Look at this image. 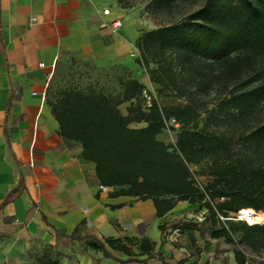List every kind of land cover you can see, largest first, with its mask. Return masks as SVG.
I'll return each mask as SVG.
<instances>
[{
	"label": "trees",
	"instance_id": "trees-1",
	"mask_svg": "<svg viewBox=\"0 0 264 264\" xmlns=\"http://www.w3.org/2000/svg\"><path fill=\"white\" fill-rule=\"evenodd\" d=\"M149 1L154 12L180 17L141 32L135 62L152 65L149 82L157 93L183 104L153 99L145 108L144 84L125 66L131 76L121 80L118 97L67 88L53 100L45 92L46 104L59 135L79 143L82 160L93 163L99 185L114 188L110 197L150 200L155 218L178 202L203 206L211 237L232 246L235 264H250L246 251L264 254V223L234 221L229 214H264V0H202L179 13L189 0ZM124 102L126 114L119 109ZM171 117L179 124L173 145L158 139ZM191 169L204 177L203 191ZM183 224L157 228L177 232ZM104 245L124 254L125 262L143 255L162 259L147 237H106L85 248L109 257ZM56 256L40 264H61Z\"/></svg>",
	"mask_w": 264,
	"mask_h": 264
},
{
	"label": "crops",
	"instance_id": "crops-1",
	"mask_svg": "<svg viewBox=\"0 0 264 264\" xmlns=\"http://www.w3.org/2000/svg\"><path fill=\"white\" fill-rule=\"evenodd\" d=\"M110 1L0 0V229L39 238L61 264L152 259L143 255L125 262L124 254L106 245L109 257L85 245L124 236L147 237L156 244L162 220L196 206L178 202L155 218L150 200L110 197L114 188L99 185L93 163L81 158L80 144L59 135L49 106L40 99L47 75L63 54L120 63L146 85L139 67L123 56L136 37L103 26L117 18L112 10L106 16L101 12ZM128 105L119 106L122 114Z\"/></svg>",
	"mask_w": 264,
	"mask_h": 264
},
{
	"label": "rangeland",
	"instance_id": "rangeland-1",
	"mask_svg": "<svg viewBox=\"0 0 264 264\" xmlns=\"http://www.w3.org/2000/svg\"><path fill=\"white\" fill-rule=\"evenodd\" d=\"M201 1L189 0L185 6L177 8L174 13L182 12V9H184L183 11L192 10ZM149 2V0L110 1L108 8L117 13L116 17L120 18L122 27L119 30H113L109 24L108 27L114 33L131 39L139 36L141 32L171 23L180 17V14L170 16L165 13H156L149 7ZM131 49L132 47H129L123 56L137 65L135 58L130 56ZM134 49L136 50L135 46ZM137 66L141 75L146 77L144 89L148 94L154 95L159 105L183 104L180 99L158 94L156 86L147 82L152 65ZM127 76H131V73L125 71L120 63L98 62L92 59H82L72 54H63L59 56L53 67L45 92L47 99L51 100L56 97L59 91L67 88L82 91L92 89L102 94L118 97L122 90L121 80L126 79ZM174 135L172 130L165 129L160 138L164 143L173 145ZM229 215L234 221H246L240 217L242 214L231 213ZM205 216V208L196 205L192 211H183L173 219L165 218L160 223L170 225L182 222L184 224L179 227L177 232L167 228L163 234L158 236L156 248L161 252L162 259L157 257L147 261L138 259L130 264H178L179 262L180 264H235L232 246L225 243L223 238L213 239L211 237V223L207 218L204 219ZM259 217V220L253 223H264V214ZM192 224L196 225L195 228L187 229L184 226ZM53 253L51 247L48 248L47 244L42 243L39 238L31 237L16 228L0 229V264H40L44 259L53 256ZM245 257L250 264H264V254L259 255L246 251Z\"/></svg>",
	"mask_w": 264,
	"mask_h": 264
},
{
	"label": "built area",
	"instance_id": "built-area-1",
	"mask_svg": "<svg viewBox=\"0 0 264 264\" xmlns=\"http://www.w3.org/2000/svg\"><path fill=\"white\" fill-rule=\"evenodd\" d=\"M101 12H102L103 15L106 16V15H109L110 14V9L108 7L107 8H103ZM31 20L34 21L35 19L32 18ZM108 24L110 25V27L113 30H118V29H120L122 27V22H121L120 18H115V19H113L110 22H104L103 26H106ZM136 50L134 49V47H132L131 52H130V56L133 57V58H135V60L138 59V57H139L138 51H136ZM42 66H43V64L40 63L39 64V67H42ZM49 78H50V74L47 75V81H48ZM36 94H37L36 92H32V95H36ZM142 98H143V102H144V107L145 108L150 107L151 102L154 99V97L152 95L148 94L145 89H143V91H142ZM40 99L42 101L45 100V92H43L40 95ZM165 126H166V129H169V130L174 129V131H176L179 128L178 122L174 118H172V117L169 118V119H167L165 121ZM191 171H192V178L194 180V183H195L196 187L198 189H200V190L203 191V189H204L203 187H204V184H205L204 177H201V176H198L197 174H195L193 172V169H191Z\"/></svg>",
	"mask_w": 264,
	"mask_h": 264
},
{
	"label": "bare ground",
	"instance_id": "bare-ground-1",
	"mask_svg": "<svg viewBox=\"0 0 264 264\" xmlns=\"http://www.w3.org/2000/svg\"><path fill=\"white\" fill-rule=\"evenodd\" d=\"M241 218L246 219V221L249 224H252L253 222H255L256 220H259V216H256L254 213H252L251 211H243L242 215L240 216Z\"/></svg>",
	"mask_w": 264,
	"mask_h": 264
}]
</instances>
